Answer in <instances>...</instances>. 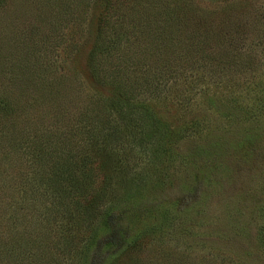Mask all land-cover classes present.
I'll return each instance as SVG.
<instances>
[{
    "label": "rangeland",
    "instance_id": "rangeland-1",
    "mask_svg": "<svg viewBox=\"0 0 264 264\" xmlns=\"http://www.w3.org/2000/svg\"><path fill=\"white\" fill-rule=\"evenodd\" d=\"M161 2L202 11L203 67L153 0H0V264H264V0Z\"/></svg>",
    "mask_w": 264,
    "mask_h": 264
},
{
    "label": "trees",
    "instance_id": "trees-1",
    "mask_svg": "<svg viewBox=\"0 0 264 264\" xmlns=\"http://www.w3.org/2000/svg\"><path fill=\"white\" fill-rule=\"evenodd\" d=\"M155 2L153 7H156L158 10L154 11L155 14H151V22L149 24H152L155 26L158 32H161L163 34L171 35L170 37V46L172 49L171 55L173 56L172 63H168V67H170L172 64L174 65V68L176 69L183 68L188 66L189 64H200L201 67H203V51L207 46V42L203 41V13L201 10H189L185 6L184 11L183 8L182 10L179 9L177 6H164L161 0H153ZM161 2V4H158ZM160 30V31H159ZM225 51V49L223 50ZM95 53V48H92L91 50V56L94 55ZM161 57L163 58L162 54ZM162 58L156 59L158 62H162ZM170 65V66H169ZM166 69L164 71H161L163 74L164 72L168 75V78H174L175 76L173 75V69L172 73L171 70ZM92 72L95 73L93 70ZM175 72V71H174ZM149 74V75H147ZM147 75L146 77H150V73H145ZM152 77H156L155 74H152ZM149 79V78H148ZM164 79V78H162ZM145 81H152L154 82L151 78L149 80ZM161 80H157L159 82ZM155 83V82H154ZM171 85L168 84L167 82L164 83V85L161 87H154V88H145V93L143 95H140L141 98L140 100L134 105L136 109H139L141 111V118L140 121L143 127L146 126H154L157 124V121L154 119H157L158 110L155 109V106H150V101L151 98L156 99V94H164L167 92V90H171ZM164 88V91H163ZM159 90V91H156ZM165 95V94H164ZM137 94L133 95L131 94L130 99L136 98ZM171 102L173 99L176 97H172L171 93ZM158 105L160 104L162 107H168V109H171L173 106L170 103H167L165 101V96H163V99L159 98L157 100ZM160 106V108H161ZM139 123V119H138ZM148 125H147V124ZM163 126H166V123H163ZM143 131H146L142 129ZM167 130V129H165ZM153 131L158 132L156 129L153 128ZM153 134V133H152ZM141 137L144 138H150V136L147 135H142ZM92 138H96V135L92 136ZM93 144H97V156H100L101 158V165L105 166V170L108 172L106 173V178L111 179V175L116 172L119 168V162L121 159L119 157H115L116 160L113 158H107L104 157L103 155L106 154V151H104L100 145V142L98 144V141L95 140L93 141ZM132 184L130 182L126 181V187H130ZM132 189V188H131ZM127 193L129 194L131 191L129 189L126 190ZM134 192V191H133ZM107 192H104V186H101L99 190L94 194V198L90 199L89 201V210L92 211L96 206H99L100 203H102L103 199L106 197ZM45 204V203H44ZM50 210V208H48ZM166 210V209H164ZM91 214V213H90ZM92 215V214H91ZM106 216V214H105ZM164 218V217H163ZM82 219L81 217H78L76 224L81 223ZM168 223L166 222L165 218L161 220V224L158 225L156 224L153 225L151 229V233H156L158 230L162 229V227L167 228ZM163 230V229H162ZM70 232H68V235ZM262 236H264V229ZM135 240V239H134ZM137 244V243H136ZM132 248V246H130ZM135 251V250H134Z\"/></svg>",
    "mask_w": 264,
    "mask_h": 264
}]
</instances>
